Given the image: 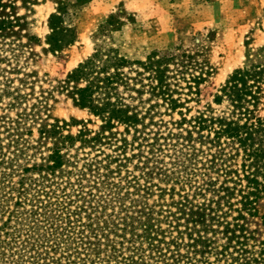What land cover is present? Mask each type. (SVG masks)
<instances>
[{"label":"rangeland","instance_id":"obj_1","mask_svg":"<svg viewBox=\"0 0 264 264\" xmlns=\"http://www.w3.org/2000/svg\"><path fill=\"white\" fill-rule=\"evenodd\" d=\"M31 1L32 4L24 6L18 0V12L27 20L23 33L26 36L34 35L38 40L30 41L24 36L22 46H18L19 61L9 63L22 68L21 73L10 75L13 83L9 88L18 87L24 97L17 102L13 99V93L2 94L0 115L15 118L18 113L31 112V109L37 108V97L44 94L47 108L40 111L41 119H36L34 123L27 120L32 135L26 137L33 144L38 137V126L46 122H65L63 132L72 135L84 126L92 131L100 128V119L87 109L76 106L64 84L67 75L96 48L113 47L130 59L140 60L153 51L165 53L180 48L195 53L198 60L207 64L209 73L199 85L198 93L192 95L185 104L190 109L188 116L207 104H211L216 113L225 110L226 101L218 103L215 98L221 85L235 69L264 60V0ZM58 6L64 8L63 25L74 31L75 39L60 50L50 51L46 43V36L50 32L48 18ZM7 64L5 62L2 65ZM25 72L29 74L26 84H23L19 77L24 76L22 73ZM261 88L253 114L264 118V85ZM156 110L159 112H152L151 116L145 117L146 124L140 126L138 132H134L133 128L126 131L122 125L113 129L119 133L118 138L127 139L125 152L113 147L120 139L95 148L80 147L77 142V148H71L70 151L77 161V168L69 175L57 176L51 186L44 188L47 194L44 191L37 192L40 186L36 187L33 179L25 181L28 190L21 195L16 190L6 194L9 200L4 203L5 212L0 214V224L7 217V211L12 210L13 217L7 228L12 233L8 235L10 241L14 238L18 243L29 236L33 248L40 247V244L49 246L57 238L51 234L50 222H54L60 233L66 234L62 228L67 225V216L76 227L91 223L101 239L100 249L98 253L91 251L88 246L83 249L80 244H75L80 238L79 234L74 233L77 241L60 240L56 251L49 250L51 256L59 258L54 264H67L68 260L71 264H82L80 261L83 260V264H99L102 257L111 253L113 246L116 247L119 260L121 254L126 257L133 255L136 260L143 256L145 264H155L152 257L157 253L149 256L151 251L147 242L140 237L143 235V225L150 222L154 226L152 230L161 227L164 238L177 236L178 228L183 232L182 240L187 241V226H191V223L187 220L189 215L185 214L189 213L190 205L201 204L216 195L206 189L205 182L211 178L214 188H217L223 175L211 167L210 152L189 157L190 150L181 144V138L166 136L170 128L177 131L171 124L180 118L176 112L165 113L163 106ZM156 135L158 138L154 140ZM98 148H103L104 153H96ZM46 152L45 147L35 150L29 147L25 157L19 159L18 168L40 163V157ZM106 154H118L119 160L108 164L104 156ZM94 155L101 161L99 169L92 172L86 170L81 174L77 169H82L85 159ZM240 163L241 157L235 156L227 164L239 169ZM107 164L108 167H104ZM21 174L20 171L15 173L11 180L17 181ZM24 174L26 177H37V171L34 170ZM55 182L60 185L56 186ZM17 196H20L19 204L16 203ZM185 196L191 203L186 205L185 214H182L173 202L179 203ZM237 198L239 196L236 195L230 198L236 207L241 206ZM47 201L51 204L47 203L48 206L43 207ZM79 207L82 209L78 214L71 211ZM254 207L256 210L251 212L243 210L244 215L238 222L250 235L251 242H258L264 240V193H261ZM32 208L49 214V223H45L42 216H32ZM61 210L65 219L57 217ZM221 210L228 211V207L223 206ZM237 214L233 207L224 218L233 222L232 216ZM36 221L39 225L33 227ZM83 230L94 241L91 230L88 227ZM218 236L222 242V236ZM57 239H60V235ZM131 246L140 247L142 251L139 257L132 252ZM170 246L174 249L173 245ZM179 249L183 252L186 248L180 246ZM210 259L213 257L210 256ZM156 264L164 263L157 261Z\"/></svg>","mask_w":264,"mask_h":264},{"label":"trees","instance_id":"obj_2","mask_svg":"<svg viewBox=\"0 0 264 264\" xmlns=\"http://www.w3.org/2000/svg\"><path fill=\"white\" fill-rule=\"evenodd\" d=\"M17 1L0 0V97L11 92L16 101L24 95L19 92L18 87L9 88L13 83L10 75L21 73L22 68L10 64L19 61L18 46H22L24 36L30 41L38 40L34 35L26 36L23 33L27 20L24 15L19 14ZM19 1L24 6L33 3L31 0ZM63 13L64 8L58 6L48 18L50 32L46 36V43L50 51L60 50L75 39L74 31L63 25ZM5 62L8 63L7 66L2 65ZM208 73L207 64L198 60L195 53L185 49L178 48L176 51L165 53L153 51L144 60H140L130 59L113 47L96 48L67 75L64 84L65 90L76 106L87 109L89 113L100 119L98 130L92 131L84 126L75 135L65 134L63 132L65 122L60 124L55 120L39 125L38 137L34 144L31 143L26 137L32 135L27 120L34 123L36 119H41L40 111L47 108L44 94L37 97V108L31 109V112L18 113L15 118L0 115V214L5 212L4 203L9 200L6 194L16 190L21 195L28 190L25 185L27 179H33V184L36 187L40 186L37 192L44 191L47 194L44 188L51 186L57 176L72 173V170L77 168V161L70 151L71 148H77V142L80 147L95 148L120 139L113 147L125 152L127 139L118 138L119 133L113 129L122 125L126 131L133 128L134 132H138L139 127L146 124L145 117L151 116L152 112H159L156 108L163 106L165 113L176 112L180 117L171 122L177 131L174 132L170 128L166 136L181 138V144L190 150L189 157L196 156L197 153L210 152L211 167L217 173H222L223 180L217 188H214L213 180L209 178L205 182L206 189H210L216 195L201 204L190 205L187 214L184 209L191 203L187 196L180 199L179 203L173 202L177 204L182 214L189 215L187 220H190L191 226H187V241L182 240L183 232L178 228L177 236L166 239L163 237L161 227L152 230L154 226L151 222L143 225V235L140 237L147 242L151 251L149 256H154L152 254L154 252L157 253L152 257L155 264L157 261H162L164 264H264V240L251 242L250 235L238 222V219L244 215L243 210L249 212L256 210L254 205L261 193H264V118L253 114L254 107L260 99L261 87L264 85V60L251 62L235 69L221 85L215 98L218 103L226 101L225 110L216 113L211 104H207L203 109L188 116L190 109L185 104L192 95L198 93L199 85L204 82ZM22 74L24 76H20L19 80L26 84L29 73ZM157 138L156 135L154 140ZM29 147L33 150L45 147L47 152L40 157V163L18 168L19 159L25 157ZM95 152H103V148H98ZM31 156L34 157L33 154ZM104 156L107 157L108 164L119 160L118 154ZM235 156L241 157L239 169L227 164ZM100 164L101 161L94 155L85 159L82 169L77 170L81 174L86 170L92 172L99 169ZM108 164L104 167L107 168ZM30 170L37 171V177H26L24 173ZM19 171L22 174L18 180H11V177ZM54 184L60 185L58 182ZM6 189L10 191H5ZM233 195L239 196L236 201L241 206L236 207L232 204L230 198ZM17 197L16 203L19 204L20 196ZM47 203L51 204L47 201L43 207L48 206ZM223 206L228 207V211L221 210ZM233 207L238 216H232L233 222H230L224 216H227ZM80 209L82 207L71 211L78 214ZM12 213V210L7 211V217L1 220L0 224V264H54L59 258L51 256L49 250L56 251L60 240L77 241L74 233L79 234L78 238H80L75 244H80L83 249L88 246L96 253L100 249L101 239L91 223L76 227L69 216L66 217V227L62 228L65 229L66 234L60 233L54 222H50L51 234L57 238L60 235V239L54 238V241L57 239L56 242H50L49 246L40 244L41 248L39 246L33 248L29 236L18 243L14 238L10 241L8 235L12 233L8 232L7 228L13 217ZM30 214L42 216L45 223L50 219L49 214L39 212L35 208H32ZM63 215L61 210L57 217L65 219ZM88 217L90 218V215ZM38 225L37 222L33 227ZM84 227H88L91 230L90 234H94V241L84 233ZM218 234L222 236V242ZM170 245H173L174 249ZM180 246L185 247V251L182 252ZM131 247L132 252L137 253L139 257L142 251L140 247ZM115 249L116 247L113 246L111 253L106 254L105 258L102 257L99 264H112L111 260H114L113 264H135L138 261H140L138 264H145L146 262L143 256L136 260L133 255L126 257L123 254L120 255L121 260H119ZM210 256L213 259H210ZM83 261L80 263L83 264ZM67 264H71L70 260Z\"/></svg>","mask_w":264,"mask_h":264}]
</instances>
